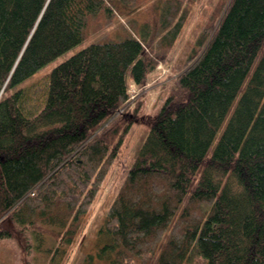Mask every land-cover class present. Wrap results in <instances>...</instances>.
Listing matches in <instances>:
<instances>
[{
  "label": "trees",
  "instance_id": "16d2710c",
  "mask_svg": "<svg viewBox=\"0 0 264 264\" xmlns=\"http://www.w3.org/2000/svg\"><path fill=\"white\" fill-rule=\"evenodd\" d=\"M145 1L0 0V264H64L194 0L15 87ZM215 3L83 264H264V0Z\"/></svg>",
  "mask_w": 264,
  "mask_h": 264
},
{
  "label": "rangeland",
  "instance_id": "374dc122",
  "mask_svg": "<svg viewBox=\"0 0 264 264\" xmlns=\"http://www.w3.org/2000/svg\"><path fill=\"white\" fill-rule=\"evenodd\" d=\"M157 0L145 1L133 13L119 16L111 25L102 28L97 33L90 35L84 39L80 44L69 48L68 51L62 53L57 58L48 62L36 73L28 76L25 81L18 84L16 88L27 85V83L37 79L43 74L48 73L51 69L58 66V64L74 54L80 49L88 46L91 42L100 39L104 34L112 32L123 21L129 19L134 15H141L147 5L155 3ZM217 0H194L191 2V10L189 17L184 23L178 40L173 46V51L167 63L160 62L157 73L153 79L148 82L146 87L136 86L130 83V103L136 104L137 98L142 100V107L138 111L137 118L133 122L125 136V140L119 149L118 157L109 171L108 177L102 183L98 192V197L92 204V208L88 215L86 223L80 228L75 242L69 247V254L64 261V264H83V258L86 253L95 245L98 239V230L101 223L106 218V213L109 210L110 204L114 200L116 193L122 184L123 179L128 173V170L134 163V159L140 151V147L145 137L150 131V126L157 117V114L162 107V103L167 96L168 89L174 77L183 70L187 61L188 55L197 40V36L206 27V23L213 16L212 9ZM129 17V18H128ZM121 109L120 111H122Z\"/></svg>",
  "mask_w": 264,
  "mask_h": 264
}]
</instances>
